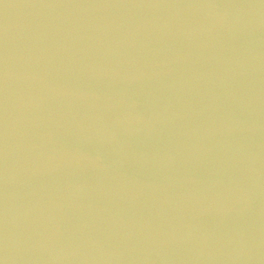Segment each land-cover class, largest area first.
Segmentation results:
<instances>
[{
	"label": "water",
	"instance_id": "95a60500",
	"mask_svg": "<svg viewBox=\"0 0 264 264\" xmlns=\"http://www.w3.org/2000/svg\"><path fill=\"white\" fill-rule=\"evenodd\" d=\"M0 264H264V0H0Z\"/></svg>",
	"mask_w": 264,
	"mask_h": 264
}]
</instances>
